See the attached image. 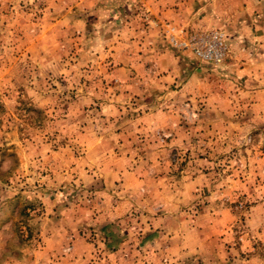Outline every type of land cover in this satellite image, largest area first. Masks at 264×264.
I'll return each instance as SVG.
<instances>
[{
	"label": "rangeland",
	"instance_id": "obj_1",
	"mask_svg": "<svg viewBox=\"0 0 264 264\" xmlns=\"http://www.w3.org/2000/svg\"><path fill=\"white\" fill-rule=\"evenodd\" d=\"M137 7L167 45L130 48V0H0V264H48L55 230L64 256L90 244L81 264H264L262 68L241 73L226 33L205 63L170 34L221 28Z\"/></svg>",
	"mask_w": 264,
	"mask_h": 264
},
{
	"label": "crops",
	"instance_id": "obj_2",
	"mask_svg": "<svg viewBox=\"0 0 264 264\" xmlns=\"http://www.w3.org/2000/svg\"><path fill=\"white\" fill-rule=\"evenodd\" d=\"M138 1L144 2V7H137L138 5L136 4ZM134 7L150 11L149 17H157L161 20L167 19L180 26L190 25L192 27H201V29H210L214 26L221 28L225 31L229 39L231 48L229 57L231 59H240L241 65L244 66L239 67L241 73H248V71L254 72L258 67H261L262 69L260 72H254L252 75L249 74V80L253 79V76H255V79L258 81H264V0H130V48L134 49L138 47L139 44H142L143 47H147L150 46L152 42V45L159 49L161 48V43L166 44V41L161 38L157 39L152 37L153 35H157V31L153 32L149 30L150 32H148L134 25L135 18L137 17ZM150 38L153 39V41H150ZM238 49L239 51L236 52ZM240 49H243L244 52H241ZM165 51H163L160 60L163 59V57L171 56L167 49ZM146 55V53H135L130 55V65L134 66V64H139L141 61L145 63L146 59L149 57ZM173 61L177 63L176 59H173ZM252 62L254 65L251 64ZM261 84L252 91L254 96H263L264 90ZM243 92H246L245 89H243ZM207 105L208 108H210L213 104L208 102ZM123 177L125 179H131L135 178V174L132 171H126ZM124 185H127V183L125 182ZM125 201L126 200L122 201V203H126ZM52 205L54 208V204ZM113 213L112 211V214ZM56 214L53 215L50 222L52 224H59L58 221H61L60 223H65V219L58 218ZM103 217H106V215ZM48 235L47 241L49 242L47 245L44 246L40 252H36V256L41 253L45 258L50 259L48 264H81V261H84V256H91L90 252L86 253L84 250L78 248L83 242L85 246L84 249L89 251L90 244H86L84 240H81L82 238L79 239L76 235L72 243L71 252L67 253L65 256L63 255L64 245L68 240H71L68 239L69 236L60 231L57 232L56 230ZM155 241L162 242L163 236L153 234H142L140 236L142 248L149 244H154ZM160 251L162 253L163 249L160 248ZM213 259V262L216 261L217 256H213ZM36 263H38L37 260L26 263L20 259H10L4 262V264ZM46 263L47 262H44V264ZM96 264H102V260L101 262H96Z\"/></svg>",
	"mask_w": 264,
	"mask_h": 264
},
{
	"label": "built area",
	"instance_id": "obj_3",
	"mask_svg": "<svg viewBox=\"0 0 264 264\" xmlns=\"http://www.w3.org/2000/svg\"><path fill=\"white\" fill-rule=\"evenodd\" d=\"M171 44L192 52L205 63L222 62L227 54V40L222 30L189 32L183 28L170 34Z\"/></svg>",
	"mask_w": 264,
	"mask_h": 264
}]
</instances>
